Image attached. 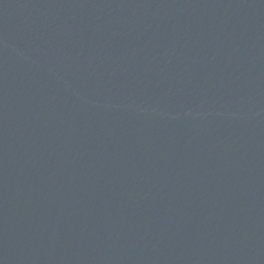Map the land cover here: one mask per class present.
I'll list each match as a JSON object with an SVG mask.
<instances>
[{
  "label": "water",
  "instance_id": "95a60500",
  "mask_svg": "<svg viewBox=\"0 0 264 264\" xmlns=\"http://www.w3.org/2000/svg\"><path fill=\"white\" fill-rule=\"evenodd\" d=\"M0 264H264V0H0Z\"/></svg>",
  "mask_w": 264,
  "mask_h": 264
}]
</instances>
